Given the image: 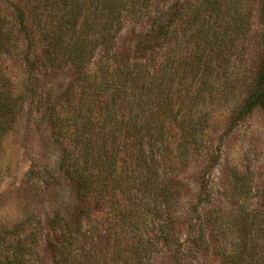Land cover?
Segmentation results:
<instances>
[{
    "label": "rangeland",
    "instance_id": "obj_1",
    "mask_svg": "<svg viewBox=\"0 0 264 264\" xmlns=\"http://www.w3.org/2000/svg\"><path fill=\"white\" fill-rule=\"evenodd\" d=\"M263 55L264 0H0V264H264Z\"/></svg>",
    "mask_w": 264,
    "mask_h": 264
},
{
    "label": "trees",
    "instance_id": "obj_2",
    "mask_svg": "<svg viewBox=\"0 0 264 264\" xmlns=\"http://www.w3.org/2000/svg\"><path fill=\"white\" fill-rule=\"evenodd\" d=\"M209 1L210 0H208V2ZM124 78H127V76ZM256 105H264V55L257 79V87L245 99V111L252 110ZM10 108V105H6L5 99L2 98L0 100V114L9 112ZM106 111L107 110H104V112ZM4 122L7 123L9 121L6 119ZM86 129L88 133L90 129L89 125ZM139 130L144 131V128L141 127ZM103 149H105V147H103ZM103 149H101L99 153L95 152L91 145V140L88 138L82 144H80V148L78 149L79 151L76 153V155L72 156L73 161L69 163V165L68 162L66 163L70 178L73 179L79 186V196L81 199H86L89 195L94 194V196H106L109 199L115 200V186L112 185V182L109 185V180L108 182L106 180L108 175H112V167L115 166V160L109 157L104 158L103 155L106 156V150L104 151ZM144 152L145 151L141 149L142 155ZM70 157L66 158L67 160L65 159V161H69ZM145 167L147 166L145 165ZM83 213L84 211L80 210L78 220L81 218ZM167 234L168 233H163L167 240L168 238L173 237L171 234ZM67 241L69 242L68 248L56 247L55 249V254L59 255V259L56 261L57 264H63L67 262V258L73 254L71 252V247L73 246V242L76 240L73 238V236H71L70 240ZM25 248L26 246H24V244L18 245L15 248V254L12 255L13 257L10 259L8 258V263L24 264V252H26Z\"/></svg>",
    "mask_w": 264,
    "mask_h": 264
}]
</instances>
